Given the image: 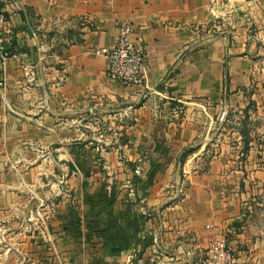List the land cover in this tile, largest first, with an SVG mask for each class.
I'll list each match as a JSON object with an SVG mask.
<instances>
[{"label":"crops","instance_id":"obj_1","mask_svg":"<svg viewBox=\"0 0 264 264\" xmlns=\"http://www.w3.org/2000/svg\"><path fill=\"white\" fill-rule=\"evenodd\" d=\"M0 11L15 40L0 59V264H198L222 240L252 264L264 245L246 214L264 198V0ZM119 24L146 55L139 84L109 80L94 53Z\"/></svg>","mask_w":264,"mask_h":264},{"label":"built area","instance_id":"obj_2","mask_svg":"<svg viewBox=\"0 0 264 264\" xmlns=\"http://www.w3.org/2000/svg\"><path fill=\"white\" fill-rule=\"evenodd\" d=\"M6 23L5 14L0 11V59L7 60L13 56V52L5 50V44H9V39L4 37L8 33L7 28H3ZM134 29L129 24H119L117 26V36L113 46L110 48H100L94 50L98 56H103L108 60L106 77L109 80L117 81L122 85L129 86L139 84L144 78L147 68L146 55L136 48L132 42ZM15 50V49H14ZM177 196L185 194V187L179 183L176 188ZM142 215L149 217L145 210H141ZM188 255V262H191V254ZM198 264H240L238 258L231 249L222 241L212 242L198 260Z\"/></svg>","mask_w":264,"mask_h":264},{"label":"rangeland","instance_id":"obj_3","mask_svg":"<svg viewBox=\"0 0 264 264\" xmlns=\"http://www.w3.org/2000/svg\"><path fill=\"white\" fill-rule=\"evenodd\" d=\"M264 198L258 197L255 198V201L251 203L250 205V214L247 211V215H250V220L252 221V225L254 227L253 236L254 238H258L259 240H264V235H260L259 230L264 233ZM264 243V242H263ZM262 245V246H261ZM260 243L255 247L254 252L255 260L252 262V264H264V245ZM245 251L247 249L244 246Z\"/></svg>","mask_w":264,"mask_h":264},{"label":"trees","instance_id":"obj_4","mask_svg":"<svg viewBox=\"0 0 264 264\" xmlns=\"http://www.w3.org/2000/svg\"><path fill=\"white\" fill-rule=\"evenodd\" d=\"M15 47V40L11 39L9 44H5V50L8 52H13V49ZM241 139L243 142V148L242 152L245 154L248 151V144H249V138H248V132L246 130L240 131ZM192 150L186 151V153H190ZM182 155L180 158V161H183V158L185 157V154ZM114 190L113 188H110V191L108 192L106 188L104 187L103 190L100 192V194L97 196L98 204L101 208H111L114 203ZM147 219L146 216H141V222H144ZM113 222V221H112Z\"/></svg>","mask_w":264,"mask_h":264}]
</instances>
